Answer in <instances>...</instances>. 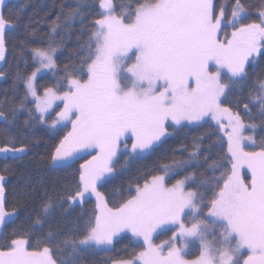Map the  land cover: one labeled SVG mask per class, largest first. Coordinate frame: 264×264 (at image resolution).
I'll return each mask as SVG.
<instances>
[{
	"label": "snow or ice",
	"instance_id": "1",
	"mask_svg": "<svg viewBox=\"0 0 264 264\" xmlns=\"http://www.w3.org/2000/svg\"><path fill=\"white\" fill-rule=\"evenodd\" d=\"M98 4V18L87 39L56 83L42 94L34 85L43 69L57 68L55 57L63 44V38L60 45L55 43L58 29L62 23L70 27L77 18L83 20L87 4L78 2L62 23H53L47 47L31 49L35 71L18 76L25 87L23 99L6 111L0 106V120L6 125L15 126L18 113L26 111V128L45 123V114L59 108L50 127L70 124L71 131L55 147L52 163L71 167L81 153L92 157L74 173V192L67 185L63 195L55 187L51 192L44 189L31 224L0 243V264H82L80 257L107 251L120 233L142 238L143 250L113 264H264V141L259 151L247 150L245 141H256L244 134L245 128H264V74L249 72L256 57H264V7L256 16L259 22L248 23L243 0H232L230 16L228 5L216 0ZM8 23L0 12V60L6 58ZM226 26L232 29L230 36L223 31ZM237 88L241 94L249 89L246 98L237 99V107L243 105L250 121L255 110L259 124H246L239 111L222 107L221 97ZM205 118L230 129L227 154L211 163L203 157L211 169L208 176L197 175L203 167L197 145L187 158L162 162L154 172L130 182L123 198L110 206L98 184L102 187L106 174L115 171L119 155L151 153L163 143L168 128ZM25 152L26 146L17 147L10 135L0 147L5 159ZM241 168L250 176L242 178ZM181 173L183 178L169 186V180ZM4 191L0 184V225L28 206L19 199L6 210ZM91 196L96 204L87 219L82 214L63 225L53 220L57 206L67 212L65 202L71 201V208ZM157 230L171 232L170 239L154 244ZM194 249L195 258L189 259Z\"/></svg>",
	"mask_w": 264,
	"mask_h": 264
},
{
	"label": "trees",
	"instance_id": "2",
	"mask_svg": "<svg viewBox=\"0 0 264 264\" xmlns=\"http://www.w3.org/2000/svg\"><path fill=\"white\" fill-rule=\"evenodd\" d=\"M78 2L89 5L84 11L83 20L77 18L71 22L70 27H65L62 23L63 17ZM122 2L127 4L129 0H122ZM243 2L249 12L247 22H258L256 16L258 11L264 7L262 0H243ZM216 3H226L228 5L227 15L230 16L232 0H216ZM98 9V0H3L0 3V12L9 22L5 34L6 58L0 60V73H2L0 75V106L3 110L6 111L12 106L18 105L20 100L23 99L25 87L18 76L27 77L34 71L31 49L47 47L51 35L50 28L53 23H62V27L58 29V34L55 36V43L60 45L63 38V44L55 59L58 73L63 74L65 65L71 66L73 64V59L70 58H74L78 54L80 43L87 39V33L94 19L98 18L96 15ZM58 16L61 17V21H57ZM256 60L257 63L249 67L250 74L253 72L264 74V57L258 56ZM255 78L253 75L249 80V84ZM56 81L57 79L50 75H43L37 79L36 89L42 93L47 87H52ZM248 91L249 89L245 88L243 94H241L239 88H237L231 94H228L227 98H223L222 104L233 112L239 111L244 122L259 124L255 110L252 112L253 119L250 121L249 116L244 115L243 105L237 107V99L246 98ZM27 107L33 108L32 104H28ZM27 119L28 113L21 111L18 113L16 121H14L15 126L6 125L3 120H0V147L7 143L9 135L15 137L17 147L26 146V152L17 155L19 158L5 159L0 156V175L4 176V180L0 181V184L5 189V207L6 210L11 211L19 199H24L28 205L26 209L18 210L15 216L8 219L6 224L0 225V243H3L5 237L10 239L14 231L27 228L31 224L32 219L40 211V206L43 203L44 189L51 192L55 187L56 191L63 195L65 185H67L74 192L73 186L78 182V175L74 176V173L79 170V165L83 161L79 159L73 162L71 167L53 168L51 166V156L64 132L62 130L50 131L42 123H36L32 127L26 128L24 121ZM254 135L255 149L259 150L261 142L264 141V128L258 127ZM197 145L200 149L201 163L203 164L197 175L199 177V174L203 173L204 176H208L211 169L203 163V157L208 156V163H211L212 160L225 156L227 147L218 130L210 123L205 122L177 130L172 136L164 139L163 143L159 144L156 150L151 153L132 159L121 156L119 163L116 164V169L125 168L107 177L106 181L102 182L103 186L99 185V190L110 202V206L118 203L123 198L121 193L126 194L125 190L130 182L142 178L149 172H154L155 168L162 162L167 163L173 159L187 158ZM191 171L197 170L191 169ZM183 174L181 173L174 178H180ZM216 175H219V172ZM33 189L35 190L33 191ZM95 204V200L89 198L87 203L69 208L67 201L64 204L67 212L62 211L57 206L53 211L52 218L61 225L69 221H75L82 214L83 219H87L95 208ZM167 234L158 235L155 240L159 241ZM142 246L141 243L135 242L131 237L124 235L114 242L111 249L88 252L79 259L82 264H112L114 261L131 259L143 249Z\"/></svg>",
	"mask_w": 264,
	"mask_h": 264
},
{
	"label": "rangeland",
	"instance_id": "3",
	"mask_svg": "<svg viewBox=\"0 0 264 264\" xmlns=\"http://www.w3.org/2000/svg\"><path fill=\"white\" fill-rule=\"evenodd\" d=\"M258 22H259V21H258ZM223 31H224V32H227V34L230 36L232 29H231L230 26H226V27L223 29ZM220 39H221V40L224 39L223 32H222L221 35H220ZM58 52H59V51H58ZM58 52H57V53H58ZM257 57H258V56H257ZM257 57H256V58H257ZM210 67H214V65H210ZM34 71H35V69H34ZM54 73H55V75H54ZM30 75H31V74H30ZM43 75H50V76H52L53 78H55V79L58 80V79L60 78V76H62L63 74H59L57 68H54V69H43L40 73L37 74V79H38L39 77L43 76ZM37 79H36V81H37ZM36 81H34V85H35V87H36ZM42 93H43V92H42ZM42 93H41V94H42ZM223 98H224V97H221V101L223 100ZM31 99H32V97L29 96V100H31ZM57 103H59V102H57ZM32 107H33V110H34V106H33V105H32ZM61 107H62V105H61ZM222 107H226V106H224V105L222 104ZM59 110H60L59 108H56V109H54V111H53V110H50V113H46V114H45L46 122H45V123H42V124H43L46 128H48L50 131H53V132L62 129V131L64 132V135H63V137H64V136L67 134L68 131H71V125H70V124H69L66 128H64L62 125H57V127H56L55 129H53V128L50 127L51 119H55L54 112H55V111H59ZM36 115H39V113H36ZM49 117H50V118H49ZM205 122L210 123L211 125H213V126L218 130V133L223 137V139H224V141H225V143H226V147H227V135H226V133H227L228 131H230V129H229V128L220 129V127H219V125L216 123V121L209 120L208 118H205V120H202V121H199V122H192V123L183 122L181 125H173L172 127L168 128V133H169V134H168L166 137H162L161 140L163 141L164 139H166V138L172 136L177 130H179V129L183 128V127H192V126H196V125H198V124L205 123ZM223 123H224V124H227V123H228V121H227L226 118L224 119ZM245 123H246V122H245ZM246 124H247V123H246ZM257 129H258V127H257L255 130H253V129H249V128H245V130H244V134H245V135H251V136L253 137V139L255 140V135H254V133H255V131H256ZM63 137H62V139H63ZM62 139H61V140H62ZM158 144H159V142H158ZM245 145H246L247 150H256V151H259V150H260V149H259V150H258V149H255V147H256V143H255V144H252V143H250V142H248V141H245ZM130 150H131V141H129V149H128V151L130 152ZM54 151H55V150H54ZM53 154H54V152H53ZM145 154H146V153H145ZM145 154H142V156L145 155ZM17 155H20V154H17ZM118 155H119V154H118ZM0 156H2V154H0ZM80 156H81L82 158H79V159H82V160H83L80 164L85 163L86 160H89V159L92 158L91 155H84L83 153H81ZM121 156H124V155H119V158H120ZM126 157H127V159L135 158L134 156H126ZM79 159H76L75 161H77V160H79ZM75 161H74V162H75ZM70 163L72 164L73 162H70ZM51 166H52L53 168H54V167H60V166L54 165V164L52 163V161H51ZM230 167H231V166H230ZM79 168H80V165H79ZM124 168H125V167H121V168H117V169L115 168V171H114L113 173L106 174V178L109 177V176L114 175V174H115L116 172H118V171H122ZM240 174H241V177H242V178H243L245 175L250 176V173L248 172L247 168H241V169H240ZM175 177H176V176H175ZM182 178H183V176L180 177V178H174V177L171 178V179L169 180V186H170L171 184L175 183L177 179H182ZM166 180H168L167 177H166ZM171 180H172V181H171ZM170 181H171V182H170ZM99 185H100V184H98V190H99ZM99 191H100V190H99ZM90 198L94 199V200H95V203H96V198H95V196H91ZM68 203H69V204H72L71 201H68ZM76 205H79V204H73L72 207H74V206H76ZM164 233H168V234H167L165 237L159 239V241H156V240H155L156 237H157L158 235H161V234H164ZM124 235H127V236L131 237L135 242H139V243H141V244L143 245V239H142V238H136V237H133V236L131 235V233H120L118 236L114 237L113 244H114L115 241H117L118 239H120V238H121L122 236H124ZM170 237H171V232H161L160 230H157V232L153 234V243H154V244H160V243H162L163 241L170 239ZM113 244H112L111 246H108V250L111 249V248L113 247ZM142 250H143V249H142ZM97 251H105V250L101 249V250H97ZM195 255H196V250L194 249V250H193V254H192L191 256H189L188 258H189V259H194V258H195ZM112 264H113V263H112Z\"/></svg>",
	"mask_w": 264,
	"mask_h": 264
}]
</instances>
